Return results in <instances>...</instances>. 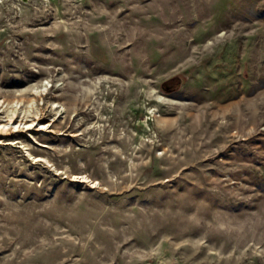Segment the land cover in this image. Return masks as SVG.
<instances>
[{"label":"rangeland","instance_id":"obj_1","mask_svg":"<svg viewBox=\"0 0 264 264\" xmlns=\"http://www.w3.org/2000/svg\"><path fill=\"white\" fill-rule=\"evenodd\" d=\"M10 121L0 264H264V0H0Z\"/></svg>","mask_w":264,"mask_h":264},{"label":"bare ground","instance_id":"obj_2","mask_svg":"<svg viewBox=\"0 0 264 264\" xmlns=\"http://www.w3.org/2000/svg\"><path fill=\"white\" fill-rule=\"evenodd\" d=\"M14 118V116L13 117H11V119H13ZM27 123V122H26ZM35 122H32L31 124H34ZM21 124V123H20ZM10 125H12V122L10 121V122H7V123H4V124H2V125H0V134H3V133H5L6 132V130L7 129H9L8 130V132L7 133H12L13 131H15L14 129H15V126H10ZM19 127H21V126H19ZM0 143H2V140H1V138H0ZM10 143H13V142H10Z\"/></svg>","mask_w":264,"mask_h":264},{"label":"trees","instance_id":"obj_3","mask_svg":"<svg viewBox=\"0 0 264 264\" xmlns=\"http://www.w3.org/2000/svg\"><path fill=\"white\" fill-rule=\"evenodd\" d=\"M176 80L178 81V84H179V85L182 83L181 81H179V80H181V78H178V77L173 78L170 82H171V83H175ZM179 85H178L177 87H179Z\"/></svg>","mask_w":264,"mask_h":264}]
</instances>
